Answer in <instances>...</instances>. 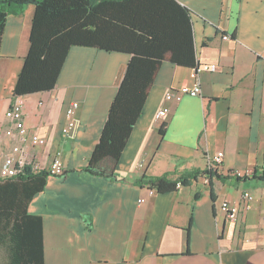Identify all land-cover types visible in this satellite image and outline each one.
Wrapping results in <instances>:
<instances>
[{
	"label": "crops",
	"instance_id": "0c3cea01",
	"mask_svg": "<svg viewBox=\"0 0 264 264\" xmlns=\"http://www.w3.org/2000/svg\"><path fill=\"white\" fill-rule=\"evenodd\" d=\"M176 1L191 18L195 60L210 70L195 79L193 68L161 62L119 160L104 159L102 175L86 167L131 55L74 46L52 91L20 98L24 136L44 140L26 144L23 158L39 164V171L60 163L63 174L47 178L28 203L20 200L26 209L0 206V264H36L15 231L28 215L40 219L31 222L41 229L42 264H264V0ZM33 13L28 5L5 20L0 165L20 143L9 115ZM196 83L199 96L164 100L166 89ZM71 103L77 108L68 117ZM160 107L169 113L157 122ZM218 152L222 163L211 175L175 192L158 194L134 184L174 170L208 171L207 157ZM234 170L248 175L232 176ZM224 201L241 207L237 221L225 218Z\"/></svg>",
	"mask_w": 264,
	"mask_h": 264
},
{
	"label": "trees",
	"instance_id": "16d2710c",
	"mask_svg": "<svg viewBox=\"0 0 264 264\" xmlns=\"http://www.w3.org/2000/svg\"><path fill=\"white\" fill-rule=\"evenodd\" d=\"M28 5L34 8L29 51L12 90L15 98L52 91L65 57L74 46L131 55L86 167L87 172L102 175L99 165L104 159L119 160L161 62L197 66L188 9L176 0H0V49L5 20L23 13ZM164 131L162 124L161 136ZM205 174L210 172L174 170L161 176H142L134 184L165 194L175 192L177 184L187 186ZM50 176L48 170L34 173L24 166L18 175L0 177V206L16 211L26 209L21 201L28 203ZM25 218L28 219L24 226L15 227L23 236L19 243L27 259L42 264L41 229L31 222L40 219L30 215Z\"/></svg>",
	"mask_w": 264,
	"mask_h": 264
},
{
	"label": "built area",
	"instance_id": "2783aa9c",
	"mask_svg": "<svg viewBox=\"0 0 264 264\" xmlns=\"http://www.w3.org/2000/svg\"><path fill=\"white\" fill-rule=\"evenodd\" d=\"M223 39L229 40V37L227 34L222 36ZM210 66L207 64H197L195 68H193V74H191L195 79L197 78L198 74L202 73L203 71H209ZM200 86L198 83H196L194 86H183L179 89L177 88H169L166 89L164 92V100L166 102H180L181 99L186 96H193L197 97L200 94ZM77 108L76 103H71L67 109V116L68 117H73L75 113V109ZM168 109L166 107H160L156 114H155V121L157 122H162L163 120L166 119L168 115ZM10 119L13 122L15 128L18 130L20 134L19 138V145H14L10 148L9 153L5 156L3 162L0 165V177L1 178H10L15 175H18L22 172L24 166H29L31 171L36 172L40 170V165L37 163L33 162H27L23 158L24 154V147H26V144H30L33 147H36L38 145H41L44 143L43 139H39L34 134H31L28 138L24 136V109H23V102L19 97L13 100L10 108ZM73 123L70 120L67 123V129L64 131L65 137L69 136V131L72 127ZM223 152H218L212 156L207 157V162H208V172H211L213 169L217 168L221 163H222V154ZM59 156V153L56 154V157ZM139 167L142 166V164L138 165ZM43 170V169H42ZM48 172L51 173V175H62L63 170L61 168L60 163L55 162L54 164L51 165L50 169ZM230 174L232 176L242 178L244 175H248V172L245 174H242L238 172L237 170L231 171ZM177 188L180 187V184H177ZM243 198L247 199L249 198V194L246 192L243 194ZM139 203H143L144 201L140 199L138 201ZM221 209L224 211L226 214V219L229 221H237L238 217L241 216V207L237 205H232L227 201L222 202L221 204Z\"/></svg>",
	"mask_w": 264,
	"mask_h": 264
}]
</instances>
